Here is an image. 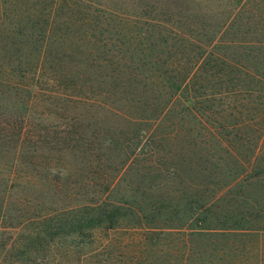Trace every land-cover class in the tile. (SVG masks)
Here are the masks:
<instances>
[{
	"label": "rangeland",
	"instance_id": "obj_1",
	"mask_svg": "<svg viewBox=\"0 0 264 264\" xmlns=\"http://www.w3.org/2000/svg\"><path fill=\"white\" fill-rule=\"evenodd\" d=\"M92 1L144 17L129 52L111 48L142 79V64L168 62L150 20L172 9L167 29L182 26L192 46L232 0ZM183 50L177 77L195 56ZM13 64L0 61V264H264V83L219 85L228 93L213 113L188 87L154 113L141 90L125 108L102 80L51 70L15 80Z\"/></svg>",
	"mask_w": 264,
	"mask_h": 264
},
{
	"label": "trees",
	"instance_id": "obj_2",
	"mask_svg": "<svg viewBox=\"0 0 264 264\" xmlns=\"http://www.w3.org/2000/svg\"><path fill=\"white\" fill-rule=\"evenodd\" d=\"M149 5L143 4L141 11L147 10ZM169 10L162 14V21H149L163 46L156 52L160 56L165 52L168 62L159 61L153 66L142 64V69L149 68V75L137 79L131 78L128 73L132 66L120 65L111 48L117 42L129 52L133 48L130 34L133 35L134 26L138 24L136 20L144 17L124 9L113 10L92 0H0V61L8 59L14 63L7 72L15 80H23L35 71L42 73L49 70L53 74L61 72L66 78L71 73L78 74L87 83L92 79L95 83L102 80V84L109 86L108 93L118 94L119 102L125 108L133 105L130 98L141 90V96L147 99L142 105L154 113L163 108L165 110L174 97L188 87L197 94L198 98L193 97L199 100L196 105H204L206 113H213L217 102L215 96L221 94L216 89L219 85L232 81L243 83L244 87L248 82L252 85L264 83V0H232L223 14L227 19L212 26L209 32L203 30L201 37L193 39L195 44L192 46L183 38L186 35L180 29L182 26L175 27L174 31L167 29L166 24L171 26V19L176 16ZM183 13L181 19L191 25H204V20L194 23L191 15ZM114 26L118 27V32L112 35ZM164 33H173L185 44H176V39H169ZM222 42L225 47L218 46ZM186 47L195 56L194 59L187 58L186 69L181 77H177V66L182 65L181 56H185L183 48ZM89 51L93 54H88ZM63 62H68L67 68L62 66L57 70L55 65L66 66ZM190 71L199 73V77L188 81ZM215 81L217 83L212 92L209 87ZM194 82H197V87L190 88ZM227 93L228 90H225L221 96ZM224 104L221 112L235 110L231 103ZM111 109L116 116L121 113L126 115L118 108ZM75 150L73 147L72 151Z\"/></svg>",
	"mask_w": 264,
	"mask_h": 264
}]
</instances>
